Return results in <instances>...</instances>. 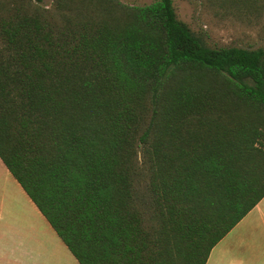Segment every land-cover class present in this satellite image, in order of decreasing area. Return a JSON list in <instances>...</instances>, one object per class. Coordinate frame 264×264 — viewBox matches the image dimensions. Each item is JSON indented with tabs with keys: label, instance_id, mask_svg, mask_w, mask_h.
<instances>
[{
	"label": "trees",
	"instance_id": "obj_1",
	"mask_svg": "<svg viewBox=\"0 0 264 264\" xmlns=\"http://www.w3.org/2000/svg\"><path fill=\"white\" fill-rule=\"evenodd\" d=\"M0 158L80 264H205L264 197V46L173 0H0Z\"/></svg>",
	"mask_w": 264,
	"mask_h": 264
},
{
	"label": "crops",
	"instance_id": "obj_2",
	"mask_svg": "<svg viewBox=\"0 0 264 264\" xmlns=\"http://www.w3.org/2000/svg\"><path fill=\"white\" fill-rule=\"evenodd\" d=\"M0 264H80L0 158ZM205 264H264V197Z\"/></svg>",
	"mask_w": 264,
	"mask_h": 264
},
{
	"label": "rangeland",
	"instance_id": "obj_3",
	"mask_svg": "<svg viewBox=\"0 0 264 264\" xmlns=\"http://www.w3.org/2000/svg\"><path fill=\"white\" fill-rule=\"evenodd\" d=\"M122 1L144 5L154 0ZM43 2L48 5L51 0H43ZM173 6L177 18L187 23L211 46H264V10L258 15H237L203 5L199 0H173Z\"/></svg>",
	"mask_w": 264,
	"mask_h": 264
}]
</instances>
